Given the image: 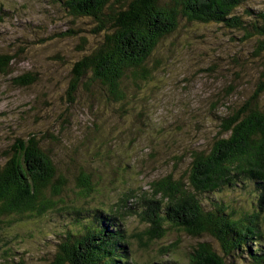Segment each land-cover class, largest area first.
Wrapping results in <instances>:
<instances>
[{"label":"trees","instance_id":"trees-1","mask_svg":"<svg viewBox=\"0 0 264 264\" xmlns=\"http://www.w3.org/2000/svg\"><path fill=\"white\" fill-rule=\"evenodd\" d=\"M52 1L56 8L40 16L48 15L52 22L53 14L65 15L62 26L52 22L47 32V19V25L43 19L30 20L25 4L7 6L0 1V28L8 24L32 35L35 29L44 31L49 35L46 40H70L67 48L55 53L61 60L62 51L72 53V60L65 63L70 77L67 96L72 100L80 83L87 92L85 87L95 81L108 106L117 107L118 113L133 99L126 100L124 87L148 77L157 45L175 34L179 23L184 27L211 25L215 33L225 32L230 39L241 34L240 42L253 45L251 60L242 49L238 50L240 58L230 59L232 64L252 63L261 70V85L253 94L250 90L251 98L227 116L211 113L220 121L219 131L209 150L190 153L186 182L184 177L173 180L170 176L152 182L151 195L158 200L142 196L140 210L132 215L148 226L144 231L148 245L165 241L158 246V254L176 251L179 244L172 235L185 233L202 240L188 252L185 264H264V109L257 102L264 92V63H255L264 52V0L258 7H245L249 0ZM40 34L33 35L34 40L27 35L16 37L19 50L0 55V74L7 78L11 61L25 52V45L45 40ZM34 81L30 72L13 83L24 87ZM71 177L59 173L37 135L14 138L0 156V223L2 217L22 225L50 215L67 216L60 225L64 229L51 233L54 264H137L123 224L126 212L120 213L116 205L108 210L80 207L96 187L86 168ZM70 184L78 189L77 199L66 202ZM228 191L238 193L241 202L228 199ZM130 198L131 194L118 201L125 206ZM20 230L25 234L24 226ZM12 237L19 242V236ZM41 239L46 243V238ZM7 246L3 263L25 264L24 252Z\"/></svg>","mask_w":264,"mask_h":264},{"label":"rangeland","instance_id":"rangeland-1","mask_svg":"<svg viewBox=\"0 0 264 264\" xmlns=\"http://www.w3.org/2000/svg\"><path fill=\"white\" fill-rule=\"evenodd\" d=\"M0 1L7 6L25 4L30 20L37 23L43 19L45 25L48 23L47 32L52 22L62 26L67 20L65 15L53 14L56 19L52 22L48 15L40 16L43 11L51 13L56 8L52 0ZM261 2L249 0L245 7H258ZM214 29L211 25L184 27L179 23L178 31L157 45L149 61L148 77L124 87L126 100L133 99L120 113L114 105L108 106L95 81L85 87L87 92L80 83L71 100L67 96L70 77L65 63L72 60V53L62 51L63 61L55 55L67 48L70 40L60 41L55 37L46 40L48 33L35 29L33 35L41 33L37 36L45 40L25 45V52L11 61L9 76L0 74V156L2 151L10 149L14 138L37 135L60 174L71 177L86 168L91 175L96 192H91L92 196L80 203V207L108 210L116 205L120 213L126 212L123 224L132 241V258L137 264L160 261L185 264L188 252L201 238L174 234V242L179 244L177 250L158 254V246L166 244L165 241L148 245V236L144 234L148 226L132 212L140 210L142 196L158 200L151 195L152 182L168 176L173 180L184 177L186 182L190 153L209 150L219 131L220 121L211 113L227 116L243 106L251 98L250 90L253 94L263 81L258 77L261 70L252 63L244 66L231 63V56L241 57L239 49L250 59L253 45L240 42L241 34H234L230 39L229 34L215 33ZM0 31L3 33L0 34V55L19 50L18 36L35 39L32 34L8 24ZM261 62L264 63V52L255 61L258 66ZM30 72L35 76L32 84L14 85V78ZM257 100L264 109V92ZM68 190L66 202L74 198L75 201L78 189L70 184ZM129 194L133 198L123 206L118 200ZM225 195L237 204L242 200L236 192L228 191ZM130 206H133L131 211ZM66 219L67 216L50 215L21 225L2 217L0 264H4L8 244L24 252L25 264H54L56 250L50 242L54 240L51 233L59 227L62 231L64 228L60 225ZM21 226L25 227V234ZM14 235L19 236V242L12 239ZM41 238H46V243Z\"/></svg>","mask_w":264,"mask_h":264}]
</instances>
